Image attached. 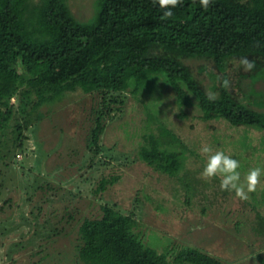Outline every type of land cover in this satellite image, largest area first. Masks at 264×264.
Listing matches in <instances>:
<instances>
[{
  "label": "trees",
  "instance_id": "trees-1",
  "mask_svg": "<svg viewBox=\"0 0 264 264\" xmlns=\"http://www.w3.org/2000/svg\"><path fill=\"white\" fill-rule=\"evenodd\" d=\"M84 3L92 11L81 20L73 7ZM172 12L163 17L155 0H0V158L21 149L23 131L50 115L34 114L38 107L79 91L91 100L86 147L97 154L106 123L125 107L127 94L130 109L139 112L136 123L122 126L125 140L136 145L133 160L101 176L94 198L121 185L156 215L196 208L208 216L220 204L224 234L249 232L260 242L264 191L243 201L221 191L217 178L201 177L207 158L196 148L208 141L216 150L225 138L231 148L235 141L246 154H264V0H210L206 10L200 0H181ZM242 56L255 62L253 70H243ZM155 80L169 95L150 103L146 93L155 90ZM13 96L21 122L13 126L7 151L3 138L14 117ZM173 106L174 119L188 121L185 130L166 125ZM74 138L67 141L70 155ZM134 165L144 169L141 179L129 173ZM236 199L242 208L231 212L228 201ZM137 229L132 213H123L116 202L105 204L100 217L79 226L76 262L223 264L197 246L159 253Z\"/></svg>",
  "mask_w": 264,
  "mask_h": 264
},
{
  "label": "rangeland",
  "instance_id": "rangeland-1",
  "mask_svg": "<svg viewBox=\"0 0 264 264\" xmlns=\"http://www.w3.org/2000/svg\"><path fill=\"white\" fill-rule=\"evenodd\" d=\"M74 7L81 20L90 17L92 10L89 4ZM160 83L155 80L152 83L155 90L146 93H151L150 103L169 95ZM122 99L125 107L107 121L97 154L86 147L89 123L85 124L84 120L92 106L91 100L79 91L38 107L34 114L50 115L23 131L25 139L21 149L7 152L3 160L0 158V264H78L75 247L79 226L84 219L100 217L101 208L114 202L123 213L134 215L140 235L159 253L172 247L171 252L166 253L170 256L186 246H197L202 251H210L208 254L223 264H263L259 258L264 259V239L255 242L256 237L249 232L243 236L224 234L219 220L223 209L220 204H216L208 216H202L196 208H183L180 213L172 215H156L140 195L125 191V186L121 185L105 191L98 199L94 198L92 190L101 176H107L114 167H123L133 160L136 145L125 140L122 126L133 123L135 119L136 123L139 112L130 109L131 101L127 94L122 95ZM10 103L14 117L7 122L3 138L6 139L3 143L7 151L14 137L13 126L16 121L21 122L17 97L13 96ZM176 112L173 106L172 113L170 110L167 114L166 125L178 124L181 130H185L188 121H176ZM145 128L143 132H146ZM72 136L75 140L71 143L76 150L70 155L67 141ZM219 139L223 142L216 144L215 149L223 150L240 161L242 179L250 167H264V154H246L240 143L234 141L235 147L231 148L225 144V138ZM213 140L214 144L219 141L217 138ZM204 142L208 145V141ZM200 148L201 145L196 149L200 151ZM201 163L204 165L206 162ZM128 171L133 178L141 179L144 174V169L138 165ZM142 182L138 181L136 185L141 186ZM260 187L252 193L261 194L264 185ZM254 194L252 199H255ZM7 201L10 204L6 205ZM228 203L231 212L242 208L237 199Z\"/></svg>",
  "mask_w": 264,
  "mask_h": 264
},
{
  "label": "clouds",
  "instance_id": "clouds-1",
  "mask_svg": "<svg viewBox=\"0 0 264 264\" xmlns=\"http://www.w3.org/2000/svg\"><path fill=\"white\" fill-rule=\"evenodd\" d=\"M209 2L210 0H200V5L206 10ZM155 3L162 10L163 17H171L172 9L180 4L181 0H155ZM239 64L244 71H251L255 67V62L249 60L247 56L240 57ZM208 99L215 100V93H208ZM200 152L207 157L200 173L201 177L205 180L217 178L221 191L234 193V196L241 201L249 198V194L256 190L264 177V167L256 166L250 167L242 179L240 161L223 150H213L210 146L204 145L200 148Z\"/></svg>",
  "mask_w": 264,
  "mask_h": 264
}]
</instances>
